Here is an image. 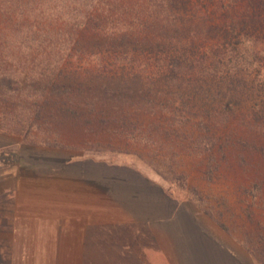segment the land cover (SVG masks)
Returning <instances> with one entry per match:
<instances>
[{
  "label": "rangeland",
  "instance_id": "374dc122",
  "mask_svg": "<svg viewBox=\"0 0 264 264\" xmlns=\"http://www.w3.org/2000/svg\"><path fill=\"white\" fill-rule=\"evenodd\" d=\"M134 1L148 4L100 3L117 11ZM211 2L199 0V21L210 18L205 10H215ZM148 5L151 18H165ZM258 49L247 43L234 53L252 77L259 70L264 75L259 57L252 62ZM20 51L0 54L9 73L28 79L15 94L0 86V264H182L168 262L164 246L123 218L124 204L118 191L112 193L117 173L147 177L183 208L209 217L220 241L214 264H264V185L255 188L251 167L259 158L239 143L258 138L247 127L256 101L231 103L216 95L214 84L201 86L181 107L184 125L174 124L172 115L161 127L168 135L154 130L150 144H128L107 131L62 121L57 106L45 100L50 85L37 83L43 72L38 55ZM131 113L138 124L159 122ZM84 206L95 207L94 214H84ZM167 249L171 258H181L179 246Z\"/></svg>",
  "mask_w": 264,
  "mask_h": 264
},
{
  "label": "trees",
  "instance_id": "16d2710c",
  "mask_svg": "<svg viewBox=\"0 0 264 264\" xmlns=\"http://www.w3.org/2000/svg\"><path fill=\"white\" fill-rule=\"evenodd\" d=\"M100 1L0 0V54H37L43 71L37 83L50 85L45 100L57 106L62 121L128 144H150L154 130L168 135L161 127L172 115L174 124L184 125L181 107L201 86L214 84L216 95L231 103L256 101L247 127L258 138L239 143L259 158L251 167L262 191L264 75L259 70L252 77L234 53L254 44L259 49L252 62L259 57L264 63V0H212L215 10L206 7L210 18L200 21L199 0H148L165 18H151L145 3L116 11ZM7 69L1 59L0 86L18 93L28 79ZM131 110L159 122L138 124Z\"/></svg>",
  "mask_w": 264,
  "mask_h": 264
},
{
  "label": "crops",
  "instance_id": "0c3cea01",
  "mask_svg": "<svg viewBox=\"0 0 264 264\" xmlns=\"http://www.w3.org/2000/svg\"><path fill=\"white\" fill-rule=\"evenodd\" d=\"M134 176L135 180H131ZM114 179L117 186L112 193L118 191V201L122 206L124 204L123 208L120 207L123 218L135 222L143 237L164 246L163 253L168 262L214 264L218 261L220 241L209 217L189 206L183 208L184 203L166 196L165 190L147 177L117 173ZM84 208V214L88 209L91 214L95 212V207ZM107 219L101 218V221ZM174 246L180 247L179 260L171 258L172 251H167Z\"/></svg>",
  "mask_w": 264,
  "mask_h": 264
}]
</instances>
